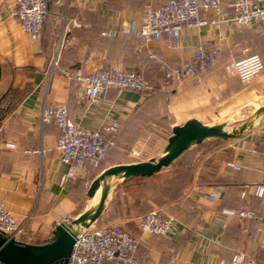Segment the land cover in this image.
<instances>
[{"label":"crops","instance_id":"obj_1","mask_svg":"<svg viewBox=\"0 0 264 264\" xmlns=\"http://www.w3.org/2000/svg\"><path fill=\"white\" fill-rule=\"evenodd\" d=\"M127 1L63 0L61 5H52L49 15L52 26L45 28L41 42L34 46L44 45V38L57 31L54 53L52 50L27 55L24 59L29 47L11 37L15 29L10 22L13 21L10 10L6 3H0V46L3 47L2 41L7 38L11 49L21 52L16 61L8 60V65L3 64L0 54V79L3 75L8 90L21 93L16 104L0 108V200L18 220L30 216L26 229L17 236L22 243H50L59 223L74 219L94 206L95 196L89 195L90 186L107 168L162 156L167 142L163 132L158 134L159 119L170 117L168 126L173 132L174 126L191 118L198 119L195 116L198 111L223 103V94L237 96L243 85H250L260 76L264 81V70L249 83L231 74L236 61L251 55L258 54L264 61V22L236 24L231 6L236 0H222V15L214 10L205 13L208 18L220 20L219 23L185 26L178 39L165 35L159 41L144 43L129 36L105 38L100 34L102 29H118L134 20ZM144 1H151L157 7L166 0ZM143 12L144 9L135 14L139 17L135 21L143 20ZM95 33L98 41H109L101 46L93 45L91 49L86 41L93 39ZM19 35L35 42L25 32ZM63 36L69 54L68 50L67 54L63 53L59 66L51 73L57 45ZM82 39L85 44L80 46ZM211 45L218 48L220 55L203 74L201 83L189 79L176 89L160 91L154 97L134 90L111 89L106 98L91 102L81 83L63 75L64 69L79 66L86 71L95 66H118L136 69L148 81L158 84L166 68L183 65L199 46ZM2 47L3 54L8 52ZM46 102L65 105L70 121L91 131L114 122L120 126L116 146L101 165L86 167L64 185L60 181L69 165L60 159L56 150L57 126L42 125L41 114ZM160 128L164 129L163 125ZM156 142L165 143L163 152L157 155L150 148ZM138 152L142 157H137ZM211 155L218 156L216 161L220 162L219 174L210 175L211 180L202 167L193 173L191 182L183 185L174 184L167 172L163 173L165 169L150 177L118 179L106 209L93 225L117 221L138 237L140 247L136 259L141 264H221V261L229 263L238 253H245L249 264H264L256 251L264 248V197L250 191L246 198H241L246 185L264 184V123L239 138L224 140ZM229 162L237 167H230ZM200 176L205 178L199 182ZM213 193L216 196L210 195ZM224 208L252 210L256 217H228L221 213ZM154 209L175 217L173 234L157 236L140 230V218Z\"/></svg>","mask_w":264,"mask_h":264},{"label":"built area","instance_id":"obj_2","mask_svg":"<svg viewBox=\"0 0 264 264\" xmlns=\"http://www.w3.org/2000/svg\"><path fill=\"white\" fill-rule=\"evenodd\" d=\"M1 1L8 5L12 20L30 39L36 41L41 38L44 22L50 15L48 0ZM62 1L54 0L60 5ZM231 6L234 12L232 20L239 26L248 25L253 21L264 22V0H236ZM209 10L222 15V0H166L157 7L148 3L141 22L134 20L118 29L108 28L102 32V36L111 38L129 36L139 38L144 43L159 41L165 35L178 39L185 26L200 27L219 23L220 20L205 16ZM64 19H67L66 15ZM63 40L64 36L52 63L51 73L59 66ZM219 55L215 45L199 46L186 63L164 70L166 84L170 89H176L189 79L201 83L203 74L216 63ZM263 70V59L258 54H254L236 61L231 74L243 83H249ZM63 75L81 83L91 102L106 98L111 89L134 90L147 97L155 90L154 85L140 71L118 66H95L87 71L79 66L64 69ZM41 122L42 125L54 123L57 126L56 150L60 159L69 165L68 171L61 177L60 182L63 185L86 167H99L116 146V134L120 130L117 122L107 124L98 131L85 129L70 121L65 105L47 102L42 109ZM8 146L15 147V144ZM228 165L237 167L234 162H229ZM250 191L255 196L263 198L264 184L246 185L242 190L241 198H246ZM210 195L216 196L215 193ZM221 213L241 219L256 217L254 211L239 208H224ZM29 218L30 216L22 221L18 220L8 205L0 200V234L17 239V236L26 229ZM174 222V216L161 209H154L140 218L139 226L143 233L167 236L174 233ZM139 247L140 239L117 221L101 226L79 228L68 264H141L136 259ZM249 263L250 259L245 253L236 254L229 263L221 261V264Z\"/></svg>","mask_w":264,"mask_h":264},{"label":"water","instance_id":"obj_3","mask_svg":"<svg viewBox=\"0 0 264 264\" xmlns=\"http://www.w3.org/2000/svg\"><path fill=\"white\" fill-rule=\"evenodd\" d=\"M1 68V66H0ZM264 115V105L257 108L255 114L239 128L226 130V124L209 125L197 118H191L182 125L173 127L168 139L165 153L146 161L118 164L104 170L91 184L89 195L94 197L101 188L97 204L84 211L74 219H68L57 225L54 239L44 245H31L18 241L14 237L0 234V262L3 264H68L76 232L79 228L91 227L103 214L107 200L118 181L141 176L150 177L170 167L176 159L193 146L202 144L210 138L230 140L239 138L254 128L256 118Z\"/></svg>","mask_w":264,"mask_h":264},{"label":"rangeland","instance_id":"obj_4","mask_svg":"<svg viewBox=\"0 0 264 264\" xmlns=\"http://www.w3.org/2000/svg\"><path fill=\"white\" fill-rule=\"evenodd\" d=\"M2 1L0 0V3ZM123 3V1H121ZM151 2V1H142V0H128L127 1V6H128V10L130 12H133V16H131L132 19H138V16H135L136 13H140L142 12V9H144L143 12V18L145 16V7L147 5V3ZM146 3V5L144 4ZM142 4L145 5V7H142ZM49 20V17H48ZM133 20V21H134ZM51 21V20H50ZM11 25L14 27V33L11 34V37L14 36L17 41L19 43H21L23 46L29 47L28 53L25 54V56L23 57V59L27 56V55H38V54H45L47 52H52L54 53V47L56 48V40H55V44L53 47H51V42L48 40L47 45L43 46L40 45V47H35L34 44H37V42H41V40H36L35 42H28L26 41V39H24V37L22 38L19 35L20 34L23 36L24 32L23 30L18 26V24H16L14 21H10ZM88 34H92V33H88ZM98 33H95V35L93 36V39L90 38L89 41H86L88 46L92 49L94 48L93 45L98 46L100 44V46L102 44L108 43L109 40L107 39H103L101 42L97 40L98 36L96 35ZM92 35H90L89 37H91ZM34 41V40H32ZM65 39L62 41V48L60 51V58L61 56H63V53L67 54V50H68V54H69V49L66 46V44H64ZM3 47L2 44L0 46V54H2V61L4 65H8L9 62L8 60H12V61H16V57L17 56H21V52H17L14 51V49L12 50V45L9 43V39H4L3 41ZM54 43V42H53ZM80 46H83L85 43L82 41L80 42ZM65 45V46H64ZM57 52L59 50V45H57ZM2 48H6V50H8V52L4 53L5 49H1ZM16 53H18V55H16ZM7 57V58H6ZM3 73V72H2ZM258 76V75H257ZM235 77V76H233ZM237 78V77H235ZM3 80V81H2ZM150 82V81H149ZM151 83V82H150ZM155 90L154 92L150 95V97H154L156 94H158L160 91H171V89L168 87V85L166 84L165 81V77H164V72H163V76L161 78V81L158 82V84H154ZM243 89L240 91V93L237 96H232L229 95L230 97L226 96V94H223V103H214L212 105H210L209 107H207L206 109H204L202 112H197L195 116H198V119L201 120L202 122L209 124V125H214V124H226V130L228 131H232L235 128H239L247 119H249L251 116H253L255 114V111L257 110L258 107L264 105V81L263 78L258 77L257 79H255V81L253 83H251L248 86H244L242 87ZM21 93L18 91H11L8 90L7 87V82L5 81L3 75L0 79V108H2L4 105H14L17 103L18 99H19V95ZM2 117V112H0V119ZM171 119L170 117H163L161 119H159L158 124L160 127L163 125V128L158 127V134L163 132V138L165 139V143L167 142L168 144V138L172 135V129L169 128L168 124L170 123ZM264 123V115H261L260 117L256 118L254 121V128L258 127L260 125H262ZM253 128V129H254ZM160 141V139H159ZM164 143V144H165ZM224 143L223 139H216V138H211V139H207L205 140L202 144L200 145H196L193 146L192 148H190L189 150H187L184 154H182L178 159H176L174 161V163L168 167L165 168L164 172H167L168 174V178L171 179V181H173L174 184L177 183H182V185L186 182H189L190 178H193V173H196L198 171V169L200 167L203 168V170H205L208 173V177L211 180V176L210 175H218L219 174V167L218 165L220 164V162L216 161L219 157L218 156H210V152L213 151L215 148H219L220 146H222V144ZM163 145H160V143L158 144L156 143H151V150L153 152V154H161L163 152ZM132 153L134 149H131ZM137 157H142L141 153L138 152ZM216 155V154H215ZM146 156V155H145ZM199 167V168H198ZM219 169V170H218ZM205 178V176H204ZM203 176H200V178L198 179V181L200 182L201 180L204 179ZM119 178H114V182L118 181ZM213 181V180H212ZM92 202V200H91ZM94 202V201H93ZM95 205V204H94Z\"/></svg>","mask_w":264,"mask_h":264},{"label":"trees","instance_id":"obj_5","mask_svg":"<svg viewBox=\"0 0 264 264\" xmlns=\"http://www.w3.org/2000/svg\"><path fill=\"white\" fill-rule=\"evenodd\" d=\"M48 5H49V12L51 13V11H52V5H57L55 2H54V0H48ZM48 17H49V15H48ZM48 17L46 18V20H45V22H44V25H43V29H42V36H41V38L39 39V40H41L42 38H43V36H44V32H45V28H51V23H50V20H48ZM104 30H106V28L105 29H102L101 31H100V34L102 35V32L104 31ZM58 32L57 31H55L54 33H49L47 36H46V38H44L45 40H44V45L43 46H46L47 45V42H48V40L51 42V47H53L54 46V41L57 39V37H58V34H57ZM54 34V35H53ZM53 37V38H52ZM106 38V37H105ZM193 180V178H190V180H189V182H191ZM127 181H129V180H127ZM186 184V183H185ZM257 252H258V255H257V258H259L260 260H262V261H264V248H257V250H256ZM1 263V262H0ZM1 264H3V263H1Z\"/></svg>","mask_w":264,"mask_h":264},{"label":"bare ground","instance_id":"obj_6","mask_svg":"<svg viewBox=\"0 0 264 264\" xmlns=\"http://www.w3.org/2000/svg\"><path fill=\"white\" fill-rule=\"evenodd\" d=\"M100 194H101V188L97 191L95 197H94V200H95V204H97L98 200H99V197H100Z\"/></svg>","mask_w":264,"mask_h":264}]
</instances>
